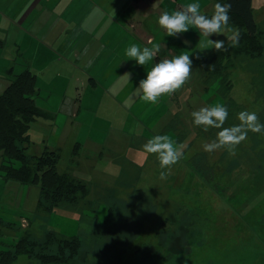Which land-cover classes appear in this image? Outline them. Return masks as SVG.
Listing matches in <instances>:
<instances>
[{
  "label": "rangeland",
  "instance_id": "374dc122",
  "mask_svg": "<svg viewBox=\"0 0 264 264\" xmlns=\"http://www.w3.org/2000/svg\"><path fill=\"white\" fill-rule=\"evenodd\" d=\"M159 1L155 0V6ZM179 1L182 5L199 2L203 12L212 11V0ZM167 6L165 0L163 7ZM251 9L255 22L264 29V0H251ZM190 33L192 36L197 35V43L191 39L195 46L193 49H186L177 42L176 49L179 53H198L202 57L211 51L199 49V40L203 39L199 32L196 34L195 29H192ZM2 77L4 76L0 77V84L6 82ZM232 79L235 87L231 96L239 106L234 112V122L224 126L238 124L237 115L244 110L255 111L260 122L264 123V50L256 60L237 59ZM205 80L204 73L199 69L197 76L193 77V90L186 83L177 91V105L169 110L173 116L177 114L172 123L190 124L194 135L197 132L193 154L198 152L201 156L211 157V161H208L211 164L224 150L206 153L202 146L214 139L219 130L209 129L204 132L201 128L194 127L190 120L193 111L214 103L224 104L217 90L219 82L215 80L206 83ZM178 117L182 118L183 123L179 122ZM149 124L153 126L155 120ZM161 130L160 128L157 133V130H152L148 139L167 134L176 142L177 135L174 133L182 129ZM39 132L43 138L42 129ZM124 137L125 143L121 150L106 153L109 160L91 158L88 161L89 165L96 164L97 170L109 172L111 176L89 177L90 191L86 199L77 204H59L47 215L36 214L39 196L37 187L17 182L6 183L0 175V219L13 225V228L4 230L0 236V249L9 248L8 245L16 243L25 230L30 233V240L35 246L36 255L20 256L12 264H49L43 262L40 255L54 254L58 243L50 238L48 230L65 238H80L79 242L72 243L70 247L65 245L60 248L63 259L70 264H264L262 190L258 192L261 193L258 198L257 195L254 197L256 199L253 203L245 205H251L249 208L242 204L248 199L244 192L255 188L251 183L240 189L243 192L240 193L239 203L235 199L224 201L227 197L220 198L215 192L201 197L203 192L197 184V178H194L191 190H182V180H187V176L180 172L179 181L176 177L178 170L174 169L176 165L166 180H160L161 169L155 155L145 154L142 150L134 154L130 152L133 141L134 148H141L145 144L143 137L132 138L129 134ZM34 140L36 144L28 150V154H37V150L44 147L43 143L38 142L39 138L34 137ZM246 143L250 154L255 157L264 155V134L249 132ZM68 153V149L65 153L63 151L62 162L57 167L59 172L68 169ZM116 153L118 156L115 159ZM184 160L186 159L178 164H183ZM242 165L248 166L247 163ZM249 170L256 171V167ZM261 173L262 175L254 176L252 181L264 185V171ZM232 186L233 184L231 188ZM197 190H200L199 196L195 195ZM181 200L187 205L184 203L186 206L176 209L174 201ZM241 206L243 208L238 209ZM168 216L169 221L164 222ZM189 239L193 240L188 243ZM69 251L74 255L68 256Z\"/></svg>",
  "mask_w": 264,
  "mask_h": 264
},
{
  "label": "crops",
  "instance_id": "0c3cea01",
  "mask_svg": "<svg viewBox=\"0 0 264 264\" xmlns=\"http://www.w3.org/2000/svg\"><path fill=\"white\" fill-rule=\"evenodd\" d=\"M164 1L155 6V0H0V77L6 79L0 91L12 75L27 68L35 73V102L53 118L36 120L31 140L36 144V137L47 148L60 149L61 156L67 149L70 155L79 143V155L69 169L88 183L89 177L111 176L97 170L96 164L89 165L91 158L109 160L106 153L121 150L126 134L143 137L146 143L152 130L159 131L177 117L169 110L178 103L177 92L154 105L134 95L155 61L141 67L125 55L130 44L158 43V55L170 59L181 54L177 42L197 43L190 30L176 39L159 27L162 10L172 12L182 5L166 0L168 6L163 7ZM197 60L187 82L191 91ZM126 72L132 74L130 82L121 77ZM154 120L153 126L149 124ZM132 143V154L142 150Z\"/></svg>",
  "mask_w": 264,
  "mask_h": 264
},
{
  "label": "trees",
  "instance_id": "16d2710c",
  "mask_svg": "<svg viewBox=\"0 0 264 264\" xmlns=\"http://www.w3.org/2000/svg\"><path fill=\"white\" fill-rule=\"evenodd\" d=\"M212 2L214 5L218 0H212ZM231 4L230 23L238 27L241 32L239 47L230 48L227 52L210 51L197 60L198 69L204 73L206 83H212L215 80L219 82L217 90L228 109L225 125L234 122L236 117L234 112L239 106L231 96L235 87L232 75L236 60L242 58L256 60L264 50V29H261L253 18L251 0H231ZM2 45L3 42L0 40V47ZM156 59H162L161 55H158ZM37 92L36 75L27 68L15 76L12 75L8 86L0 93V175L6 183L17 182L28 187H37L39 196L36 214L44 213L47 215L55 210L59 204H77L80 200L86 199L90 189L87 181L76 177L69 169L79 155L81 148L79 143H75L71 150L68 169L61 172L57 169L62 157L60 149H49L44 146L43 149L37 150V154L27 153L35 145L31 140L34 122L38 119L53 118L51 112L36 104L35 95ZM190 120L192 119L190 118ZM175 123H167L161 128V132L169 129H182L174 134L178 137L175 136L176 143L181 140L187 145L183 158L186 160L183 164L173 166L176 171L178 170L176 177L179 178V181L180 172L187 176V180H182V190H191L193 180L197 178V184L203 192L201 197L206 193L215 192L220 198L227 197L224 201L235 199V202L239 203L240 193L243 192L240 189L251 183L255 188L244 192L248 199L243 204L240 201L242 205L248 204L256 195L258 198V195L264 192L263 184L252 181L254 176L262 175L261 172L264 171V158H262L264 155L255 157L250 154L246 140L236 147L234 155L223 151L221 156L210 164L208 161L211 157L201 156L198 152L193 154L194 139L198 134L196 132L194 135L192 126L184 124L183 121L182 125ZM243 163H247L248 166L244 167ZM255 167L256 171L251 170L252 172H250L249 169ZM259 169L262 171H258ZM246 170L249 171L245 172ZM200 190L196 191V196H199ZM260 190L262 192L258 193ZM184 203L182 200L174 201V207L177 209L186 206L187 204ZM39 205L42 206L39 208ZM168 221L169 216L164 222ZM11 228H13L11 223L0 219V236L4 230ZM47 233L55 243H58L57 250L54 254L40 255L42 261L49 264H70L63 259L60 248L65 245L70 247L72 243L79 242L80 238L78 236L65 238L53 230H48ZM29 234L25 230L16 243L8 245L9 248L0 249V264H12L20 256L31 257L33 254L36 255L34 253L35 246L30 240ZM191 240L193 239H189L188 243ZM71 255L74 253L69 251L68 256Z\"/></svg>",
  "mask_w": 264,
  "mask_h": 264
},
{
  "label": "clouds",
  "instance_id": "9594fccd",
  "mask_svg": "<svg viewBox=\"0 0 264 264\" xmlns=\"http://www.w3.org/2000/svg\"><path fill=\"white\" fill-rule=\"evenodd\" d=\"M231 9V0H218L212 6L210 14L202 11L199 2H189L172 12L162 10L157 23L168 37L176 39L189 30L196 29L203 37L199 40V49L204 52H227L230 48L239 47L241 40L240 29L230 23ZM182 43L187 48L192 47L190 40H183ZM160 51L161 45L158 43L144 47L133 43L125 50L128 60L135 61L137 66L143 67L150 61H155L134 89V95L153 105L157 104L161 97L171 96L181 90L190 79L193 60L201 58L198 53H185L170 59H156ZM131 75V72H126L121 77L130 82ZM191 117L193 126L201 128L204 132L209 129L219 130L214 139L203 144V151L206 153L224 150L234 155L236 147L246 140L249 132L264 134V123L260 122L255 111L239 112V123L225 127L228 109L222 103H214L193 111ZM186 147V144L176 143L169 135L164 134L148 139L142 146V151L157 157L161 169L159 179L166 180L171 175L173 166L184 158Z\"/></svg>",
  "mask_w": 264,
  "mask_h": 264
},
{
  "label": "flooded vegetation",
  "instance_id": "af4514ba",
  "mask_svg": "<svg viewBox=\"0 0 264 264\" xmlns=\"http://www.w3.org/2000/svg\"><path fill=\"white\" fill-rule=\"evenodd\" d=\"M246 200H247V199H246ZM246 200H245V201H246ZM254 200H255V198H254L251 202H249V203H253ZM242 201H243V200H242ZM245 201H244V202H245ZM244 202H243V203H244ZM240 205H241V204H240ZM243 206H245V205H243ZM243 206H241L239 209L243 208ZM250 206H251V205L245 206V208H249Z\"/></svg>",
  "mask_w": 264,
  "mask_h": 264
}]
</instances>
